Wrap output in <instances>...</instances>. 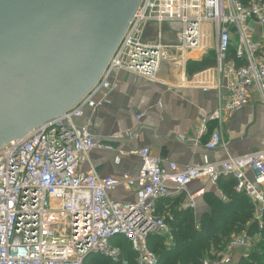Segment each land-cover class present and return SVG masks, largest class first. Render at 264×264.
Wrapping results in <instances>:
<instances>
[{
  "label": "built area",
  "instance_id": "obj_1",
  "mask_svg": "<svg viewBox=\"0 0 264 264\" xmlns=\"http://www.w3.org/2000/svg\"><path fill=\"white\" fill-rule=\"evenodd\" d=\"M148 26L153 27L152 34H146ZM263 27L264 2L259 0H142L87 94L61 117L0 148V264H83L90 255L128 264L115 243L119 237L130 243L136 264H158L148 247L149 236L168 237L169 242L172 238L167 224L156 215L157 203L202 179L216 186L221 177L232 178L234 191L250 200L253 220L262 229L264 151L181 169L174 162L163 164L143 148L128 153L141 162V169L123 182L82 172L80 166L93 149L101 147L90 132L92 117L84 114H93L117 87L120 71L154 79L164 63L185 66L212 51L218 76L214 90L226 94L211 120L229 118L250 104L253 91L264 107ZM165 31L174 43L164 40ZM231 47L235 58L246 65L228 59ZM177 78L181 83L185 73ZM205 130L203 125L200 134ZM221 146L220 134L212 132L207 150ZM122 184L137 188L135 204L110 200L109 193ZM188 203L193 209L190 196ZM251 249L250 237L242 232L232 237L223 254L202 264H233L235 253L246 258Z\"/></svg>",
  "mask_w": 264,
  "mask_h": 264
},
{
  "label": "crops",
  "instance_id": "obj_2",
  "mask_svg": "<svg viewBox=\"0 0 264 264\" xmlns=\"http://www.w3.org/2000/svg\"><path fill=\"white\" fill-rule=\"evenodd\" d=\"M146 30V34H152L153 27L148 26ZM164 40L175 41L166 31ZM203 60L211 62L212 66L189 74L187 64ZM190 61L185 66L164 63L154 79L124 71L117 74V87L93 114L90 111L84 114V118L92 117L90 132L101 147L88 154V159L80 166L82 172L94 171L100 177L122 182L136 177L141 162L128 153L143 148L163 164L174 162L181 169L218 164L229 158L264 151V107L259 95L253 91L250 104L238 108L229 118L212 121L226 94L223 91L219 95L214 90L218 76L213 52ZM181 72L185 73V80L179 83L177 77ZM140 114L144 116L138 119ZM203 125L206 130L201 135ZM214 131L220 134L222 146L209 151L206 144ZM205 194L220 195L215 185L202 179L192 182L185 192L172 199L183 196L181 206L189 208L188 199L192 197L194 215L198 219L207 211ZM109 198L121 204H135L137 188L122 184L109 193ZM160 212L164 215L165 207Z\"/></svg>",
  "mask_w": 264,
  "mask_h": 264
},
{
  "label": "water",
  "instance_id": "obj_3",
  "mask_svg": "<svg viewBox=\"0 0 264 264\" xmlns=\"http://www.w3.org/2000/svg\"><path fill=\"white\" fill-rule=\"evenodd\" d=\"M141 1L0 0V148L87 94Z\"/></svg>",
  "mask_w": 264,
  "mask_h": 264
},
{
  "label": "trees",
  "instance_id": "obj_4",
  "mask_svg": "<svg viewBox=\"0 0 264 264\" xmlns=\"http://www.w3.org/2000/svg\"><path fill=\"white\" fill-rule=\"evenodd\" d=\"M228 59L234 60L237 66L246 65L243 60L235 58L234 47H231ZM210 66L212 63L208 61H190L187 70L189 74H194ZM235 184L232 178L221 177L216 184L220 195H204L207 211L198 219L195 218L192 208L181 206L184 202L183 196L162 199L157 203L156 215L167 224L172 238L169 242L164 236H149L148 247L158 258V264H202L205 259L214 260L227 247L231 236L242 232H246L251 238L256 235L260 238L256 245H252L249 255L235 264H264V222L260 229L253 220L251 202L245 195L234 191ZM223 198L226 200L223 201ZM163 207L166 211L164 215L160 212ZM115 243L121 248L123 259L128 264H136V256L130 243L120 237ZM83 264L116 263L99 255H90Z\"/></svg>",
  "mask_w": 264,
  "mask_h": 264
},
{
  "label": "rangeland",
  "instance_id": "obj_5",
  "mask_svg": "<svg viewBox=\"0 0 264 264\" xmlns=\"http://www.w3.org/2000/svg\"><path fill=\"white\" fill-rule=\"evenodd\" d=\"M263 30H264V27H263ZM246 233V232H245ZM240 234V233H239ZM239 234H233L232 236H231V239H232V237L233 236H237V235H239ZM247 234V233H246ZM248 237H250L249 235H248ZM259 235H256V236H254V238H251L250 237V239H251V242H252V245L255 243V245H256V242L258 243L259 242ZM230 239V240H231ZM254 246V245H253ZM224 250H225V248H224ZM224 250L220 253V254H217V255H221V254H223V252H224ZM237 255H236V257L234 258V263H236L238 260H240V259H242V258H244L243 256H242V253L241 252H237L236 253ZM90 261V260H89Z\"/></svg>",
  "mask_w": 264,
  "mask_h": 264
}]
</instances>
